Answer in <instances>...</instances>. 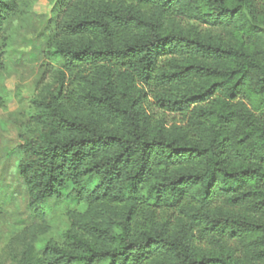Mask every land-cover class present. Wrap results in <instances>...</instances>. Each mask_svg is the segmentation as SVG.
<instances>
[{"label":"trees","instance_id":"trees-1","mask_svg":"<svg viewBox=\"0 0 264 264\" xmlns=\"http://www.w3.org/2000/svg\"><path fill=\"white\" fill-rule=\"evenodd\" d=\"M18 1L0 0V38ZM56 12L62 70L34 98L38 134L20 136L17 172L42 221L37 208L68 190L77 207L63 244L38 247L46 224H32L5 257L264 264V0H60Z\"/></svg>","mask_w":264,"mask_h":264},{"label":"rangeland","instance_id":"rangeland-1","mask_svg":"<svg viewBox=\"0 0 264 264\" xmlns=\"http://www.w3.org/2000/svg\"><path fill=\"white\" fill-rule=\"evenodd\" d=\"M18 2L0 38V264H16L5 257V251L10 241L32 224H46L47 232L39 238L38 247L49 241L63 244L70 227L68 214L77 207L72 190H68L69 195L37 208L44 217L42 221L36 208L30 207L17 172L20 136L38 134L31 120L34 98L46 86L56 85V73L62 70L53 44L60 0ZM258 49L264 54V31L259 33Z\"/></svg>","mask_w":264,"mask_h":264}]
</instances>
